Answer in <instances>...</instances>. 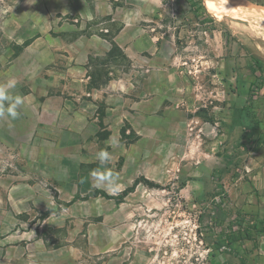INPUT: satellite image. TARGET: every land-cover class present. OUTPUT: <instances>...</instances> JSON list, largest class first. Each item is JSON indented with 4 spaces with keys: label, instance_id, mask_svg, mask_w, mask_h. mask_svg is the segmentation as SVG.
Masks as SVG:
<instances>
[{
    "label": "rangeland",
    "instance_id": "374dc122",
    "mask_svg": "<svg viewBox=\"0 0 264 264\" xmlns=\"http://www.w3.org/2000/svg\"><path fill=\"white\" fill-rule=\"evenodd\" d=\"M205 11L0 0V83L26 98L0 120V264H264V233L214 249L218 216L264 221V31ZM112 43L124 56L92 90ZM103 148L115 194L90 176Z\"/></svg>",
    "mask_w": 264,
    "mask_h": 264
},
{
    "label": "trees",
    "instance_id": "16d2710c",
    "mask_svg": "<svg viewBox=\"0 0 264 264\" xmlns=\"http://www.w3.org/2000/svg\"><path fill=\"white\" fill-rule=\"evenodd\" d=\"M205 0H198V8L205 11ZM204 5V6H203ZM205 7V9H204ZM207 11V10H206ZM205 11V12H206ZM118 47L112 43V49L105 55L104 58L97 57L90 60L89 70V88L90 89H101L105 87L112 80L111 65L116 62L118 57H123L124 54H116ZM124 59V58H123ZM126 60V59H124ZM253 72L260 71L264 73V63L257 59L255 65L252 67ZM256 82L251 84V88H255ZM250 215L239 212L233 220L226 221V219L218 216L217 221L225 223V229L216 241H214V249L220 250L222 253L235 254L233 246L236 243H240L244 240L254 241V232L264 233V221H258L253 224L248 221ZM199 232V231H198ZM201 233V232H200Z\"/></svg>",
    "mask_w": 264,
    "mask_h": 264
},
{
    "label": "clouds",
    "instance_id": "9594fccd",
    "mask_svg": "<svg viewBox=\"0 0 264 264\" xmlns=\"http://www.w3.org/2000/svg\"><path fill=\"white\" fill-rule=\"evenodd\" d=\"M249 11H252L251 9ZM260 8L255 9L257 18H260ZM15 80H9L6 83H0V120L15 121L20 117V107L25 103V97L14 94L12 89H15ZM109 143H113L109 138ZM95 159L99 162V165L103 167V171L99 168L91 171L90 176L94 181V187L104 188L105 190L115 194L122 185L119 183V175L115 173L111 168L107 167L112 161V154L107 148L100 149L95 156Z\"/></svg>",
    "mask_w": 264,
    "mask_h": 264
},
{
    "label": "bare ground",
    "instance_id": "6f19581e",
    "mask_svg": "<svg viewBox=\"0 0 264 264\" xmlns=\"http://www.w3.org/2000/svg\"><path fill=\"white\" fill-rule=\"evenodd\" d=\"M205 3L209 12L215 18L229 16L242 19L257 24L264 31V11L261 12L260 18H257L255 13L256 8L264 10V7H257L249 0H205ZM250 9L252 11H249Z\"/></svg>",
    "mask_w": 264,
    "mask_h": 264
}]
</instances>
